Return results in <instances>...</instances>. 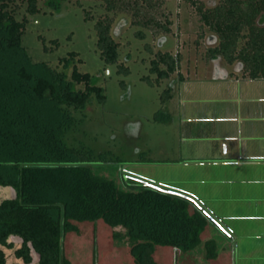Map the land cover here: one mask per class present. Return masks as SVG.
Wrapping results in <instances>:
<instances>
[{
  "label": "trees",
  "instance_id": "obj_1",
  "mask_svg": "<svg viewBox=\"0 0 264 264\" xmlns=\"http://www.w3.org/2000/svg\"><path fill=\"white\" fill-rule=\"evenodd\" d=\"M20 1L26 4V14L39 11V0ZM46 1L57 8L62 0ZM102 1L106 12L97 17L95 27L101 56L108 64L119 60L109 12L132 9L136 24L150 26L154 34L171 32V12L161 13L165 22L154 15L166 0ZM186 1L218 39L207 49L206 58L236 62L242 77L264 79V0H218L214 6ZM19 6L17 0H0V186L16 191L0 202V264H72L65 250L67 237L99 219L124 229H114L113 236L130 245L133 264H159L153 256L157 245L188 251L203 243L206 257L216 259V240L205 235L210 225L219 227L218 222L189 193L138 176H128L123 189L115 180L94 173L93 151L68 145L74 112L93 97L104 102V88L76 65L68 74L65 68L77 55L74 51L60 59L62 69L33 61L22 45L28 18L26 14L16 18ZM90 12L86 18H94ZM136 34L146 37L143 30ZM54 43L58 45L57 40ZM154 54L150 70L155 81L145 78L160 85L178 71L181 55L161 50ZM122 68L128 72V67ZM162 97L164 101L172 97L171 86L164 88ZM159 113L163 112L156 114L157 120ZM11 250L16 261L8 263Z\"/></svg>",
  "mask_w": 264,
  "mask_h": 264
},
{
  "label": "rangeland",
  "instance_id": "obj_2",
  "mask_svg": "<svg viewBox=\"0 0 264 264\" xmlns=\"http://www.w3.org/2000/svg\"><path fill=\"white\" fill-rule=\"evenodd\" d=\"M164 2L154 15L165 22L161 13L171 12V32L167 34H154L150 26L136 24L132 9L109 12L114 19L111 35L119 43V60L115 64L105 62L97 44L95 23L106 12L102 0H62L57 8L39 0V11L35 14H26V4L17 0L20 6L16 18L21 20L25 14L28 18L22 45L33 61H45L62 69L60 59L74 51L77 55L70 58L65 68L68 74L76 65L104 88V102L93 97L85 108L74 112L76 120L66 139L71 147L93 151L96 157L90 165L94 173L115 180L123 189L128 176H138L159 187L189 193L215 217L227 236L235 234L243 243L246 240L242 235L247 232L253 235L264 232V87L254 97L247 95L242 101L234 97L230 103L229 99L208 96L204 87L186 97L183 105L177 94L181 83L178 71L160 85L149 83L145 77L155 81L156 74L150 66L158 50L179 53L182 74L186 71L193 74L197 68L203 76L213 65L229 72H237L240 67L236 62L229 65L222 58L206 59L207 49L216 45L218 39L202 25L190 2ZM202 2L214 6L218 0ZM88 11L94 18H86ZM137 30H143L146 37H138ZM122 66L128 67V72ZM214 71L215 67L209 73ZM247 84L252 87L255 82ZM167 86H171L174 96L164 101L162 94ZM77 87L83 88V84ZM159 111L163 113H159L161 119L157 120ZM241 126L243 129H239ZM255 130L263 133L257 134ZM246 142L254 153L252 157L240 154V147ZM215 148L219 155L230 149L236 156L219 162L181 158L208 156ZM15 194L13 187L0 186V202ZM100 226L99 232L86 226L80 234L70 233L65 250L72 263H131L130 251L109 232L111 226L103 219ZM119 230L124 231L121 227ZM19 244L18 239L16 246ZM161 254L167 257V251ZM166 257L163 259L167 260ZM7 261H16L13 250L8 251Z\"/></svg>",
  "mask_w": 264,
  "mask_h": 264
},
{
  "label": "crops",
  "instance_id": "obj_3",
  "mask_svg": "<svg viewBox=\"0 0 264 264\" xmlns=\"http://www.w3.org/2000/svg\"><path fill=\"white\" fill-rule=\"evenodd\" d=\"M219 58L221 59V57H218L210 60L214 61ZM213 67H215V71L213 74H211L209 72L212 70ZM213 67L210 70H208V73L206 72L207 74L205 73V75L203 76L200 75L197 68L194 69L193 74L187 71L186 73L182 74L180 72V69H178V72L183 76L182 80H180L181 83L179 84L178 87L179 91L177 90V94L180 96V103L185 101L186 97L196 94L198 90H202L201 88L204 87L208 89L207 90L208 96L210 97L217 96L216 98L225 99L226 101L229 99V103L232 101V98L234 97L240 101L244 100L247 95L254 97L256 96V93L260 92L259 89L264 87V82H263L264 79L253 80L246 77H242L241 74L239 75L240 73L239 70L237 71L238 72L237 73L232 71L229 72L228 70L223 69L221 66L217 67L213 65ZM217 71H221V72L218 73ZM250 81L255 82L254 86L251 87L249 84H247ZM173 96L174 95L172 93L171 98H173ZM212 98L209 100H212ZM183 105H186V103L183 102ZM222 110L223 111L226 110V107H222ZM243 127L244 126H241V128L239 127V129H243ZM255 133L259 134V133H263V131L258 132L255 130ZM191 139L193 138L191 137L190 140ZM250 148L251 147L247 142L243 143V145L240 147V154L244 153L245 155H248V157H252L251 155L254 153L250 152ZM215 151L212 149L211 155L208 156L188 155L185 157L182 156L181 158L184 159L195 158L194 160L196 161L199 159L200 160L209 159L211 161L217 160L216 162H219V160L221 159L230 158L229 156L231 157L236 156L234 152L230 153V149H227V151H225L222 155H219L216 148ZM184 159H182L183 160L182 162H184ZM91 227L95 228L99 232L101 230L100 219L97 220L95 224ZM218 228L220 229V227ZM114 229L119 230L120 227H116V228L111 227L109 229V232L110 233L112 232V235ZM219 229H216L215 226L210 225L208 228V235L206 237V238H213L216 240L217 251H218V256L216 259L210 260L206 257V250L204 248L203 243L198 245L196 248L188 251H183L172 246L157 245L153 254L154 259L159 264H264V232L263 234L260 235H253L251 232H247L246 234L242 235V239H245L246 241L243 240V243H241L242 241L239 242L237 240V235L235 234L232 235L228 233L227 236L226 233L222 231V229L220 230ZM115 239L118 242L120 241V243L123 242L122 245L125 247V249H128L130 251V245L127 242L118 239L116 237ZM255 240H259L260 242H258L257 244ZM124 244H126V246ZM163 251H167V257L161 254V252ZM254 255H258V256L254 258L253 257ZM163 257H166L167 260H164ZM129 260H132V262L129 264H133L134 259L131 254L129 256Z\"/></svg>",
  "mask_w": 264,
  "mask_h": 264
}]
</instances>
